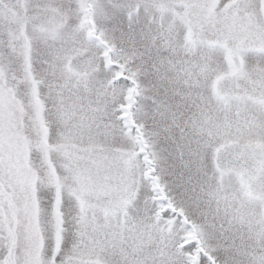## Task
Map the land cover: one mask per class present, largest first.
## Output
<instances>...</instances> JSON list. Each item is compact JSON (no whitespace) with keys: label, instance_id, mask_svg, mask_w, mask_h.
Returning <instances> with one entry per match:
<instances>
[{"label":"snow or ice","instance_id":"1","mask_svg":"<svg viewBox=\"0 0 264 264\" xmlns=\"http://www.w3.org/2000/svg\"><path fill=\"white\" fill-rule=\"evenodd\" d=\"M0 264H264V0H0Z\"/></svg>","mask_w":264,"mask_h":264}]
</instances>
